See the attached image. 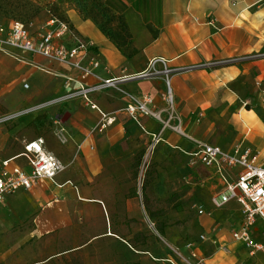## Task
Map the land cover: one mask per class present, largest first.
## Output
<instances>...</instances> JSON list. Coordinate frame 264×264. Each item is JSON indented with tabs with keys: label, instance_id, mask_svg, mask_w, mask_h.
Returning <instances> with one entry per match:
<instances>
[{
	"label": "crops",
	"instance_id": "0c3cea01",
	"mask_svg": "<svg viewBox=\"0 0 264 264\" xmlns=\"http://www.w3.org/2000/svg\"><path fill=\"white\" fill-rule=\"evenodd\" d=\"M70 1L69 23L96 44L99 76L116 78L114 87L85 97L72 66L0 50V117L19 113L21 123L10 125L14 130L2 140L17 150L3 149L1 160L29 169L25 147L42 138L64 166L53 181L28 190L37 200L33 238L41 256L35 264H264L261 220L251 228L257 248L233 238L245 219L236 201L206 210L195 223L199 237L185 242L153 229L144 206L124 198L129 190L121 186L129 154L138 148L133 140L160 126L142 113L133 116L131 97L163 111L171 89L188 136L205 138L203 130L224 118L233 145L264 147V0H97L125 18L138 51L132 57L113 43V29L96 18L93 5ZM45 18L42 26L51 16ZM12 21L0 17V26ZM98 82L90 78L84 86ZM193 116L200 127H193ZM24 124L32 128L20 131Z\"/></svg>",
	"mask_w": 264,
	"mask_h": 264
},
{
	"label": "rangeland",
	"instance_id": "374dc122",
	"mask_svg": "<svg viewBox=\"0 0 264 264\" xmlns=\"http://www.w3.org/2000/svg\"><path fill=\"white\" fill-rule=\"evenodd\" d=\"M84 1L93 5L92 10L96 18L102 22H108L107 24L112 27L118 23L116 17L97 0ZM48 16L42 6L33 0H0L2 18L7 17L26 25L33 24L38 28ZM153 112L160 116L146 115L140 110L133 115L138 117V114L142 113L160 126L153 135L142 130L144 139L138 136L133 140L137 142L138 148L132 149L127 168L123 171L121 186L129 190V194L124 198H138L140 205L144 206L147 212L152 228L159 234L175 239L180 237L185 242L193 241L199 237L198 229L195 228V223L200 217L197 209L203 206L207 211H212L223 184L211 169L200 163L196 165L190 163V158L184 151H193L196 145L186 136L185 127L175 116L173 100H167L165 110ZM16 114L19 113L0 117L1 157L3 149L17 150L14 142L7 146L2 145V140L14 130L10 125H21L16 122L18 119ZM197 119L195 116L192 117V125L195 128L200 127ZM217 119V116H211L208 120L214 123ZM225 123L224 118H221L214 130L207 126L203 130L205 138L200 140L218 145L225 150L234 147L237 143L233 145L231 142V136L225 131ZM180 125L184 134L175 129ZM23 126L18 129L24 131L32 128V124ZM201 126L203 127V123ZM261 136L264 137V132ZM145 144L148 148L143 146ZM127 152L130 153V149H127ZM36 201L32 192L19 191L8 198L5 206L0 207V264L38 262L37 258L41 254L37 253L33 238ZM261 244H264V221H261Z\"/></svg>",
	"mask_w": 264,
	"mask_h": 264
},
{
	"label": "built area",
	"instance_id": "2783aa9c",
	"mask_svg": "<svg viewBox=\"0 0 264 264\" xmlns=\"http://www.w3.org/2000/svg\"><path fill=\"white\" fill-rule=\"evenodd\" d=\"M9 48L17 50L19 55L12 53ZM96 49L93 41L80 35L69 23L57 18H51L46 25L38 28L33 24L26 25L19 21L0 26L1 51L17 59L40 55L72 66L80 72L81 79L78 82L82 87L80 94L85 97L92 92L114 87L117 81L116 78L107 80L100 78L102 62ZM90 78L100 82L84 86V81ZM167 98L173 100L171 89ZM147 102L146 98L139 101L131 97L128 110L132 115L140 110L146 115L157 116L158 114L147 107ZM175 129L183 133L181 125ZM186 136L196 145L193 151H184L189 156L190 163L193 165L200 163L211 169L223 184L215 204L220 206L236 201L242 207L245 219L240 227L234 230V240L242 242L248 249L257 248L251 238V228L258 220L264 221V150L248 147L243 141L225 150L218 145ZM25 150L23 156L29 164V169L11 166L9 161H2L0 158V207L7 204L11 195L33 189L42 179L53 181L64 169L56 155L47 150L42 138L28 144ZM197 212L199 215L207 213L203 206H200ZM204 238L205 236H201V239ZM192 246L189 244V247ZM222 250L229 252L226 246L222 247ZM261 250L264 251L263 244ZM196 264H203V261Z\"/></svg>",
	"mask_w": 264,
	"mask_h": 264
},
{
	"label": "trees",
	"instance_id": "16d2710c",
	"mask_svg": "<svg viewBox=\"0 0 264 264\" xmlns=\"http://www.w3.org/2000/svg\"><path fill=\"white\" fill-rule=\"evenodd\" d=\"M33 1L41 5L42 8L51 16V18H57L69 23L68 11L73 7V2L70 0H52L45 2L42 0ZM114 17H116V21L118 22L114 25V27L108 25V22L105 23L106 26H109L111 29H113V33L111 35L113 43L128 57L135 56L138 51L133 46L131 34L129 32L125 18L123 16Z\"/></svg>",
	"mask_w": 264,
	"mask_h": 264
},
{
	"label": "bare ground",
	"instance_id": "6f19581e",
	"mask_svg": "<svg viewBox=\"0 0 264 264\" xmlns=\"http://www.w3.org/2000/svg\"><path fill=\"white\" fill-rule=\"evenodd\" d=\"M157 116H159V114Z\"/></svg>",
	"mask_w": 264,
	"mask_h": 264
}]
</instances>
